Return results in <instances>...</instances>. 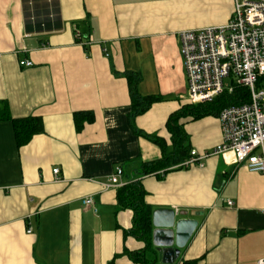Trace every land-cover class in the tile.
I'll return each mask as SVG.
<instances>
[{"label":"crops","instance_id":"crops-1","mask_svg":"<svg viewBox=\"0 0 264 264\" xmlns=\"http://www.w3.org/2000/svg\"><path fill=\"white\" fill-rule=\"evenodd\" d=\"M233 6L232 0H54L55 28L43 30L26 22L22 0H0V114L10 116L0 119V264H138L128 252L144 243L124 232L132 211L118 204L119 187L104 184L117 167L126 184L142 162L161 157L136 131L169 145L166 119L189 103L177 34L225 24ZM76 30L93 42L76 43ZM23 59L33 64L20 65ZM127 71L141 75L140 94L164 98L132 124ZM78 111L94 116L80 131ZM28 116L40 117L43 131L18 146L12 119ZM180 122L191 149L209 153L203 165L140 180L153 209L177 210L176 219L198 225L177 258L156 249L155 264H256L264 257V174L211 153L222 139L218 117ZM88 197L92 203L84 204Z\"/></svg>","mask_w":264,"mask_h":264},{"label":"built area","instance_id":"built-area-1","mask_svg":"<svg viewBox=\"0 0 264 264\" xmlns=\"http://www.w3.org/2000/svg\"><path fill=\"white\" fill-rule=\"evenodd\" d=\"M232 1L233 13L225 24L181 30L177 34L186 75L184 98L190 104L211 102L224 90L230 92L234 84L246 87L248 102L219 111L222 139L211 153L221 154L229 164H244L248 170L264 174V0ZM74 40L81 45L93 42L78 30ZM19 64L33 63L23 59ZM208 155L191 149L181 167L202 166ZM52 172L59 178L57 167ZM121 174L117 167L105 187L124 185ZM91 203V197L84 200V204ZM227 204L231 206L233 201L227 200ZM26 232L30 233L31 228ZM256 264H264V257Z\"/></svg>","mask_w":264,"mask_h":264},{"label":"trees","instance_id":"trees-1","mask_svg":"<svg viewBox=\"0 0 264 264\" xmlns=\"http://www.w3.org/2000/svg\"><path fill=\"white\" fill-rule=\"evenodd\" d=\"M25 20L28 24H33L38 29L51 30L55 28V16L52 5L54 0H22ZM125 76L129 85L130 95V124L134 119L145 113L153 103L163 100L159 95H142L137 89L141 80V75L137 72L127 71ZM249 101V91L246 87L234 84L229 92L224 90L211 102L198 104H183L177 110L171 112L165 122V127L170 134V144L155 135L142 131H136L139 135L149 139L161 150V157L156 160L142 162L140 170L135 178L120 186L117 190L118 204L132 211L131 227L124 231L144 243V247L135 252H128V256L138 264H155L156 248L152 243V212L153 207L145 202V190L141 183V176L166 172L172 169L182 168L181 163L190 157L191 146L188 136L180 122L182 118L196 120L205 116L217 117L219 111L229 105H239ZM2 115V116H1ZM1 118H10L7 113L0 114ZM75 127L80 131L84 123L94 120L90 111H78L73 113ZM15 137L18 146L25 145L33 135L43 131L42 119L38 116H28L24 118L12 119ZM195 260H186L181 264H195ZM107 264H113L109 262Z\"/></svg>","mask_w":264,"mask_h":264},{"label":"water","instance_id":"water-1","mask_svg":"<svg viewBox=\"0 0 264 264\" xmlns=\"http://www.w3.org/2000/svg\"><path fill=\"white\" fill-rule=\"evenodd\" d=\"M178 214L168 208L154 209L152 212V243L165 259L177 258L198 225L195 219H176Z\"/></svg>","mask_w":264,"mask_h":264},{"label":"rangeland","instance_id":"rangeland-1","mask_svg":"<svg viewBox=\"0 0 264 264\" xmlns=\"http://www.w3.org/2000/svg\"><path fill=\"white\" fill-rule=\"evenodd\" d=\"M228 80H226V82H227Z\"/></svg>","mask_w":264,"mask_h":264}]
</instances>
